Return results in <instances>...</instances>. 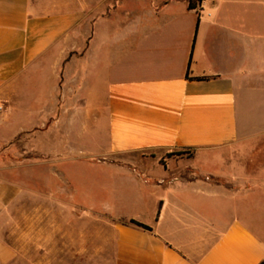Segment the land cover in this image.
Wrapping results in <instances>:
<instances>
[{
	"label": "crops",
	"instance_id": "0c3cea01",
	"mask_svg": "<svg viewBox=\"0 0 264 264\" xmlns=\"http://www.w3.org/2000/svg\"><path fill=\"white\" fill-rule=\"evenodd\" d=\"M189 3L0 0V147L34 132L41 150L56 151L39 163L50 167L40 175V211L55 215V241H27L14 222L11 241L0 232V264H63V214L75 212L65 199L84 206L75 193L94 195V178L114 181L113 191L97 188L119 197L105 212L149 227L115 226V264H264V144L249 146L264 141L250 116L257 101L264 109V0ZM65 60L80 86L70 108L57 87L48 91ZM103 117L107 143L77 144L84 122L96 129ZM49 124L66 143L48 146ZM90 148L98 158L80 157ZM217 155L229 173L206 168ZM19 167L0 176V231L17 200L33 194Z\"/></svg>",
	"mask_w": 264,
	"mask_h": 264
},
{
	"label": "rangeland",
	"instance_id": "374dc122",
	"mask_svg": "<svg viewBox=\"0 0 264 264\" xmlns=\"http://www.w3.org/2000/svg\"><path fill=\"white\" fill-rule=\"evenodd\" d=\"M81 30H86L87 25L86 21L83 22L80 26ZM79 42L82 46H85V39L80 38ZM71 55H69L70 58ZM78 56V54L76 55ZM68 57V56H67ZM67 62L65 60L64 68L60 71V78L55 80L50 78L49 75V86L48 91L57 87V93L64 95L66 101L63 102V105L68 106L69 108L72 105L70 94L77 92L80 89L79 85L72 81L69 71L68 75L66 72ZM62 72V73H61ZM67 75V76H65ZM35 89V86H31V91ZM260 106H263V100L257 101L253 104V108L250 110L251 120L254 121L257 125H264V109ZM34 107V105L32 106ZM33 110V109H32ZM5 112H0V119L5 116ZM54 120V119H53ZM102 122L96 129L89 121H85V127H83V133L79 135V141L77 144L80 146L86 144L87 140H90L92 136L96 137L103 145L107 143L108 130L106 119L101 118ZM49 139L51 142L48 144L50 147L54 145L57 138H61L65 143L67 141V135L56 134L52 125L49 124ZM62 136V137H61ZM67 137V138H66ZM82 137L85 139L82 140ZM7 139V130L0 128V140ZM25 139V140H23ZM71 141V139H69ZM39 136L34 132L30 133L29 136L24 135L21 141H17L14 147L5 145L0 147V168L3 169L0 171V176L2 178L8 177L7 168L12 167L13 165H19V180L26 185L28 189L33 190L31 198H20L17 200L15 205L11 207V212H9L10 221L12 224H9L8 220L5 221V224L1 227V235L5 240H10L9 236L13 233V223H16V229L20 237L23 238L24 230L28 233L27 241H55V215L45 214L40 211L41 199H40V175L45 173V171L50 169V167H45L39 165L41 159L53 158L56 155L55 149H48V152L41 150L39 145ZM264 144L263 138L253 140L249 143V146L256 145L260 146ZM86 146V145H85ZM262 147V146H260ZM81 148V147H80ZM92 149L84 150L85 154H80L82 158H91L95 159V155L91 156ZM136 155H117V157H135ZM63 157H68L67 151L63 152ZM90 159V160H91ZM223 156L217 155L210 160H206V168L213 173H229L228 169L225 166L223 161ZM77 169V168H76ZM75 169V170H76ZM79 170V169H78ZM80 171V170H79ZM211 183L218 186H227L230 188H236V184L226 181L224 179H211ZM109 185L112 187L114 181L103 182L98 181L94 178V181L91 183V189H95V192L89 198L83 197L82 193H75L74 201L81 200V203H84V206L76 207V203L68 202L65 199V204L68 206L67 210L75 211L73 213L63 214V234L62 238V259L63 264H115L116 261V232L115 226L127 221L125 219H119L114 213L105 212L104 206L112 204L114 208L118 204L119 197L118 195L109 197L105 199L103 192L100 195L97 192V188L101 185ZM64 188L67 189V186L64 185ZM70 191V190H69ZM71 192V191H70ZM110 196V195H109ZM86 198V199H84ZM112 210H114L112 208ZM42 229L45 233L48 229V237L40 238L39 231ZM13 235V234H12ZM45 236V234H44ZM74 240V241H73ZM34 244V243H33ZM48 248L41 247L42 251L52 249L50 243ZM55 247V245H54ZM35 248V247H34Z\"/></svg>",
	"mask_w": 264,
	"mask_h": 264
},
{
	"label": "trees",
	"instance_id": "16d2710c",
	"mask_svg": "<svg viewBox=\"0 0 264 264\" xmlns=\"http://www.w3.org/2000/svg\"><path fill=\"white\" fill-rule=\"evenodd\" d=\"M192 5H193V0H190V3H189L190 8H193ZM123 224H132V225H135V226H138V227H143V228L149 229V227L139 223L136 220L123 221Z\"/></svg>",
	"mask_w": 264,
	"mask_h": 264
}]
</instances>
